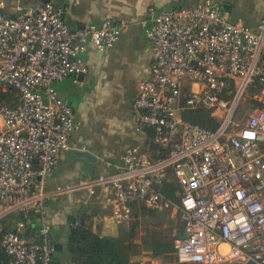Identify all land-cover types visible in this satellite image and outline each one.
Instances as JSON below:
<instances>
[{
	"label": "built area",
	"instance_id": "2783aa9c",
	"mask_svg": "<svg viewBox=\"0 0 264 264\" xmlns=\"http://www.w3.org/2000/svg\"><path fill=\"white\" fill-rule=\"evenodd\" d=\"M223 5L197 0L149 9L141 25L151 75L139 82L132 108L136 132L151 130L155 147H127L116 171L84 185L89 196L99 187L114 192L109 217L116 224L131 220L134 204L175 208L182 230L173 252L180 263L264 264V106L245 121L234 118L247 88L264 86V17L253 28L229 20ZM16 10L8 14L0 0V223L35 213L38 225L15 220L0 248L10 264H55L45 203L62 190L47 193L45 183L73 148L80 122L54 84L87 70L78 56L89 43L112 49L127 21L72 28L53 0L20 2ZM189 109L210 112L219 127L185 120ZM168 182L178 187L173 197L162 189Z\"/></svg>",
	"mask_w": 264,
	"mask_h": 264
},
{
	"label": "crops",
	"instance_id": "0c3cea01",
	"mask_svg": "<svg viewBox=\"0 0 264 264\" xmlns=\"http://www.w3.org/2000/svg\"><path fill=\"white\" fill-rule=\"evenodd\" d=\"M3 1L6 12L16 15L18 3L32 5L38 0ZM53 1L65 8L66 21L72 28L99 26L108 18L127 21V27L112 49L98 51L89 43L78 56L87 69L83 75L73 74L54 84L80 122V129L72 137L73 148L63 154L45 183L47 193L62 190L46 200L45 209L52 224L55 260L66 264L74 218L77 222L84 221L102 236H116L123 226L109 217L114 192L99 187L95 195L89 196L84 184L101 173L116 171L127 147L151 148V135L136 132L132 108L139 82L151 75L150 41L141 21L152 16L151 7L158 11L188 6L197 0ZM223 6L229 20L242 19L253 28L264 17V0H224ZM83 145L87 146V151L80 150ZM81 152H88L93 158L82 156Z\"/></svg>",
	"mask_w": 264,
	"mask_h": 264
},
{
	"label": "trees",
	"instance_id": "16d2710c",
	"mask_svg": "<svg viewBox=\"0 0 264 264\" xmlns=\"http://www.w3.org/2000/svg\"><path fill=\"white\" fill-rule=\"evenodd\" d=\"M255 87V86H254ZM257 88V87H256ZM258 89V88H257ZM264 105L257 100L254 101L253 108L263 107ZM183 118L188 121L198 123L209 129H217L220 125L219 120L211 115L210 112L204 109H189L184 111ZM149 135L151 130H148ZM151 148H154V144H150ZM156 154V156H162ZM175 182H168L163 186V190L169 196H174L175 190H177ZM136 207L138 208L135 211ZM144 210V214H154L156 209L149 208L143 203L134 204L132 218L138 216V211ZM135 214V215H134ZM38 214L30 213L29 216L24 214H14L3 221L8 223L11 220V225L5 224L1 227L0 224V237L7 230L12 229L15 220H22L26 222V226L29 229H36ZM131 218V219H132ZM138 218V217H137ZM139 219V218H138ZM77 219L72 220V227L69 236L68 250L72 257L74 264H132L131 256L139 254L140 252H131L132 250H141L142 245L151 252L154 256L166 255L173 252V243L171 241H165L158 237L157 233L150 235L139 236L138 225L139 222L131 223L129 226H123L120 228L118 235L116 236H102L97 232H94L86 225L84 221L77 222ZM182 230V229H181ZM181 235L178 234V236ZM177 236V237H178ZM148 239L145 240L144 239ZM144 241V242H143ZM54 263L60 264L55 260ZM0 264H10V257L7 253L0 248ZM176 264H188L180 263ZM200 264V263H189ZM224 264H253V263H224Z\"/></svg>",
	"mask_w": 264,
	"mask_h": 264
},
{
	"label": "rangeland",
	"instance_id": "374dc122",
	"mask_svg": "<svg viewBox=\"0 0 264 264\" xmlns=\"http://www.w3.org/2000/svg\"><path fill=\"white\" fill-rule=\"evenodd\" d=\"M256 87L249 86L245 94L240 99L234 117L236 121L241 122L247 119V116L252 112L255 100L264 105V86L257 85ZM138 208L136 207L135 211H137ZM156 210L157 212L151 215L146 213L144 214V210L138 211V216H136V218H132L124 226H129L137 220L139 222V236H148L152 233H157L158 237L162 240L171 241L173 243L174 239L178 236V234H180L182 229V224L177 210H175V208ZM3 221L0 223L2 224L1 227L5 224H8L9 226L11 225V220H8V223H3ZM145 240L148 239L145 238L144 241ZM131 252H140L139 254L131 256V259L136 260L143 257L147 261L146 264H176L178 262L174 252L166 255L154 256L151 252H149L147 247H145V244L142 245L140 251L132 250ZM62 253L65 255L66 249L63 250ZM59 257L61 258V254ZM66 264H74L72 262L71 255L67 258Z\"/></svg>",
	"mask_w": 264,
	"mask_h": 264
},
{
	"label": "water",
	"instance_id": "95a60500",
	"mask_svg": "<svg viewBox=\"0 0 264 264\" xmlns=\"http://www.w3.org/2000/svg\"><path fill=\"white\" fill-rule=\"evenodd\" d=\"M46 1H48V0H46ZM224 7V6H223ZM80 75H83V73L81 72V73H79ZM81 155L82 156H85V157H88V158H93L92 157V155L91 154H89L88 152H81Z\"/></svg>",
	"mask_w": 264,
	"mask_h": 264
}]
</instances>
